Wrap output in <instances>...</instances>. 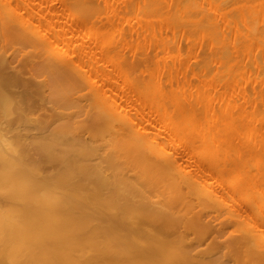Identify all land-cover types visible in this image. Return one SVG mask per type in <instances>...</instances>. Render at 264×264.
<instances>
[{
    "label": "rangeland",
    "instance_id": "obj_1",
    "mask_svg": "<svg viewBox=\"0 0 264 264\" xmlns=\"http://www.w3.org/2000/svg\"><path fill=\"white\" fill-rule=\"evenodd\" d=\"M2 1L10 9L0 11V205L6 206L7 178L22 180L26 172L30 133L53 128L61 119L72 124L85 164L111 166L115 184L102 196L111 199L119 185L128 184L131 195L117 203L126 213L135 201L154 200L153 191L134 176L135 154L121 160L107 133V126L124 125L123 141L137 143L148 157L165 156L175 178L188 176L217 200L205 201L201 209L194 199L192 219L186 218L187 203L178 202L174 208L184 218L173 226L150 221L144 230L115 223L126 233L121 264H157L164 256L173 257V264H264V225L241 198L247 193L264 198V46L240 43L243 16L264 31V5L257 0H88L81 9L75 0ZM204 17L225 34L231 56L226 67L215 60L220 48L187 24ZM17 18L22 22H12ZM232 19L238 26L227 24ZM205 57L212 59L210 73L202 69ZM46 63L67 68L55 72L44 68ZM224 69L227 75H214ZM174 96L182 100L178 107L171 103ZM187 106L195 109L191 121L197 135L177 121V110ZM242 111L257 119L255 130H245ZM94 129L105 130L104 138H93ZM161 138L159 152L151 143ZM204 141L209 149L198 151ZM240 154L249 162L237 172ZM33 160L43 172L56 167L40 155ZM79 196L95 201L89 187ZM250 224L256 228L248 232Z\"/></svg>",
    "mask_w": 264,
    "mask_h": 264
},
{
    "label": "bare ground",
    "instance_id": "obj_2",
    "mask_svg": "<svg viewBox=\"0 0 264 264\" xmlns=\"http://www.w3.org/2000/svg\"><path fill=\"white\" fill-rule=\"evenodd\" d=\"M257 1L256 5H264V0ZM73 4L74 7L85 9L88 6V0H75ZM150 5H153L152 2ZM194 8L192 6L190 9ZM9 9L7 3L0 0V11L7 13ZM242 19L245 21L246 29L241 32V45L244 48L252 45L264 46V31L257 27L256 20H246L245 16ZM231 21L233 22H227V24L233 23L238 26V22L234 19ZM12 22L22 21L17 18ZM187 24L193 32L205 33L210 44L220 48L215 55V60L220 62V67H226L231 56L227 49L225 34L218 28L216 22L204 17L203 19L193 18ZM234 43L233 40L231 44L235 45ZM260 59L264 63V55ZM251 60L254 64L259 63L256 56H253ZM211 62V57L204 58L202 65L204 72H211ZM44 65V68L55 72L67 68L51 63ZM227 74L228 69H224L220 72L216 71L214 75L221 78ZM158 89L153 87V90L160 95ZM171 103L178 107L182 104V100L174 96ZM177 111V121L181 126L185 127L187 132L197 135L196 124L191 121L195 116V109L187 106L179 107ZM104 113L107 114V111ZM241 116L246 123V131L250 128L256 129L257 119L253 115L242 111L239 117ZM236 121L232 119V123ZM71 126L69 121L61 119L53 128L44 126L30 133L32 135L27 147L28 153L24 155L26 159L24 161L27 162L26 172L22 180L14 175L7 178L6 206L0 205V264H108L109 261L113 264H121L125 258L123 249L127 243L126 233L116 229L115 223L144 230L150 229V223L146 224L150 221H167L173 226L178 220L184 218L183 214L174 208L178 202L187 203L189 209L186 212V218L192 219L195 214L190 213V210L194 199L197 200L195 202L201 209L205 201L217 200L214 195L200 188L201 184L194 182L188 176L179 175V178H175L167 163L168 158L165 156L163 160H158V157L156 159L148 157L147 152H142L137 143L128 144L127 140L123 141L128 135V129L124 125L112 129L107 126V133L112 134L115 139V148L121 160L125 159L128 153L135 154L138 163L134 169V176L140 180L141 184L147 185L155 196L154 200L148 201L142 198L133 202L132 211L129 213L121 211L123 208L117 203L120 198L131 195L127 190L130 188L129 185L126 183L119 185L116 196H112L111 199L102 196L106 188L115 184L114 176L110 173L111 166L109 169L103 165L99 166L98 163L91 166L85 164L81 157L84 154V148L79 147L80 140L78 141L70 132ZM103 133L105 134V130ZM103 133L100 129H94L92 136L95 139L98 137L103 139ZM207 137L208 133L203 136V138ZM96 147L99 146L96 145ZM151 147L161 152L160 150L164 148L163 138L161 141H153ZM209 147L210 144L204 141L198 146V151L208 150ZM243 151L246 154L250 153V146ZM37 155L45 161L56 162V167L43 172L39 163L33 160ZM242 157L240 154L241 159L236 163L237 172L243 164L249 162L248 158ZM127 167V164L124 167L119 166L118 172H123ZM86 187L94 192L95 201L86 196L83 198L79 196V191ZM247 194H241V198L248 201L247 205L250 209H254L252 214L258 218L256 222L264 225V198H261L259 194ZM114 205L119 207L118 211L105 213L98 209L104 206L110 209ZM249 226L246 228L248 232L256 228L254 224ZM260 258L264 259V256ZM173 262V257L164 256L157 264H173Z\"/></svg>",
    "mask_w": 264,
    "mask_h": 264
}]
</instances>
